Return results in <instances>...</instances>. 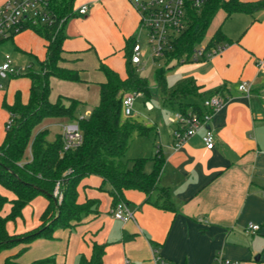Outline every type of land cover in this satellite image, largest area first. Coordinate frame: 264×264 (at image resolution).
I'll use <instances>...</instances> for the list:
<instances>
[{"label": "crops", "instance_id": "crops-1", "mask_svg": "<svg viewBox=\"0 0 264 264\" xmlns=\"http://www.w3.org/2000/svg\"><path fill=\"white\" fill-rule=\"evenodd\" d=\"M7 1L0 0V5ZM80 1L79 6L89 4L90 10L86 16L74 19L76 14L66 23L61 66L78 70L83 81L51 77L50 101L55 103L61 96L79 100L82 112L91 88L100 90L106 82L102 63L121 76L122 58L117 56H122L126 72L127 45L136 39L140 16L130 0ZM227 21L219 27L230 44L224 43V49L214 57L180 62L183 65L177 70L184 75L178 84L193 81L199 87V95L186 103L202 106L203 100L218 90L223 91L226 101L210 122L215 137L213 149L206 148L203 129L175 149L173 125L170 140L157 150L165 160L158 185L168 190L175 210L156 205L161 202L157 191L147 196L127 190L122 201L134 213V219L117 220L109 187L102 189L98 176L86 177L79 186L78 201L98 202L97 211L85 216L74 230H62L54 239L40 238L30 243L32 256L24 264L49 257L55 258L54 264H78L82 256L91 258L93 242L106 246L104 264H155L157 255L170 264H214L218 254L240 264H264V10L252 15L236 13ZM34 39L43 42L46 54L47 41L36 33ZM33 48L28 49L32 65L46 58L39 59ZM10 79L6 84L0 78L5 88L0 90V105L13 104L18 92L27 104L30 79L22 78V84L19 79ZM243 82L250 84L249 94L239 91ZM6 113L7 126L10 113ZM42 125L36 132L46 129ZM5 135L0 137V144ZM152 168L149 161L145 169L150 172ZM39 197L23 210L26 212L40 199L33 217L36 223L28 231L41 224L49 204L47 197ZM250 223L260 225V231L247 233ZM19 246L21 250L26 245ZM16 262L23 264L18 258Z\"/></svg>", "mask_w": 264, "mask_h": 264}, {"label": "trees", "instance_id": "trees-1", "mask_svg": "<svg viewBox=\"0 0 264 264\" xmlns=\"http://www.w3.org/2000/svg\"><path fill=\"white\" fill-rule=\"evenodd\" d=\"M76 0H50V10L56 19L55 25H30V29L47 41L46 58L39 61L38 71H30L25 76L31 81L30 98L27 104L22 102L21 93L15 96L13 104L4 102L3 107L10 113L11 125L0 144V188L13 195L10 200L0 192V251L21 244L25 251L33 241L54 239L57 230H74L85 216L96 212L98 202L87 200L79 203V186L89 176L102 179V189L109 187L116 205L123 200L127 190H137L150 196L159 192L156 205L164 210H175L166 188L158 185L164 166V157L157 152L151 158L133 159L131 166L124 161V156L133 139L148 136L152 128L133 118H124L123 98L128 93H143L151 96L148 82L136 75V65L131 62L136 39L128 42L126 53V76L121 77L116 71L102 63L101 71L106 82L101 84L100 102L89 115L78 117L83 103L79 100L61 96L55 103L50 101L51 77L70 82H82L78 70L61 66L64 53L65 25L75 16ZM264 10V0L244 2L241 0H207L199 11H192L189 26L174 44L172 51L166 52V62L175 60L178 63L188 58L200 44L208 48L221 46L230 40L219 27L213 36L205 41L211 22L219 11L225 19L236 13L252 15ZM168 64L156 74L157 86L166 95L165 103L179 105L180 110L193 108L203 112L199 104L184 102L189 97L198 96L199 87L193 81H185L174 88L166 82ZM215 94L223 96V91ZM48 118L78 121L83 134V143L74 150L65 151L62 134L54 141H48V130L36 132V128ZM31 149L32 157L26 159L27 150ZM152 161L153 168L146 171V164ZM59 184L61 201L55 196ZM38 196H45L49 204L41 216V224L24 234L13 236L6 228L10 221L22 217L23 210ZM58 200V203L55 202ZM7 204L11 208L7 215L3 210ZM90 259L82 256L78 264H104L106 246L92 243ZM17 256L8 257L5 264H19ZM55 258L36 260L30 264H54Z\"/></svg>", "mask_w": 264, "mask_h": 264}, {"label": "built area", "instance_id": "built-area-1", "mask_svg": "<svg viewBox=\"0 0 264 264\" xmlns=\"http://www.w3.org/2000/svg\"><path fill=\"white\" fill-rule=\"evenodd\" d=\"M140 16V29L146 33L148 38V48L157 56H165L166 52L174 49V44L178 37L187 30L189 26L190 13L201 10L207 0H130ZM50 0H8L0 6V42L13 38L17 34L25 31L30 25L54 26L56 19L49 7ZM90 10L89 4H83L75 13L86 16ZM224 46L208 48L206 44L197 46L193 53L180 62H199L206 58L218 55ZM146 51L143 50L139 41L133 47L131 62L139 66L142 64V57ZM16 71L12 66V61L8 55L0 65V75H13ZM3 84L0 83V88ZM250 84L243 82L239 86V91L249 94ZM140 94V93H139ZM138 95V94H135ZM225 99L214 94L203 100V112L195 111L193 108L178 110L169 117V121L175 126L173 132L174 148L178 149L185 145L200 130H204L203 141L207 149L215 147V137L213 131L208 128L216 112L225 104ZM134 97L128 93L123 98V115L132 116ZM149 110L153 109L150 102L146 103ZM84 117V116H83ZM80 117V118H83ZM11 125V120L7 122L6 128ZM62 137L64 150H74L83 143V134L78 121H71L62 126ZM55 196L61 201L62 195L59 193V184L56 187ZM113 217L117 220L128 222L134 219V213L128 208L124 201H119L113 209ZM261 229L260 225L250 223L246 227V232L256 234ZM157 253V251H156ZM155 264H170L160 256H156ZM214 264H240L239 261L230 260L216 255Z\"/></svg>", "mask_w": 264, "mask_h": 264}, {"label": "rangeland", "instance_id": "rangeland-1", "mask_svg": "<svg viewBox=\"0 0 264 264\" xmlns=\"http://www.w3.org/2000/svg\"><path fill=\"white\" fill-rule=\"evenodd\" d=\"M80 0H76L74 11H77L78 6L80 5ZM1 6V5H0ZM80 7V6H79ZM224 12L219 11L216 16L214 17L213 21L210 24V27L207 31L205 41L210 39L217 28L223 24V21L225 20ZM80 15H76L74 19H78ZM227 21V20H226ZM229 21V19H228ZM227 21V23H229ZM35 32L27 29L26 31L17 34L13 38H9L7 40H4L0 42V64H2L5 61L6 55H8L12 61V66L15 69L16 73L13 74L11 77H3L0 75L1 80H4L7 84L9 79H19L22 84L24 81L22 78H26V74L30 71H38L39 64L36 61L34 65L31 64V56L29 55L28 49L35 50L34 54L38 56L39 59L45 58V49L43 46V42L39 41L38 39H34ZM136 39L139 41V44L142 46L143 50L146 51L145 56L142 57V64L136 67V75L140 78L145 79L151 90V96H146L143 93H140L138 95H135L134 93H131V95L134 97V104L132 107V116L124 118H133L135 120H138L142 122L143 124L149 126L152 128V131L149 133L148 136L145 137H138L136 136L128 151L126 152L124 156V161L131 166V161L135 158L144 157V158H151L154 156L155 152H157L158 148L164 147L166 143L171 138L172 134V124L169 121V117L174 115L179 110V105L174 104V106L165 103L166 95L162 91L159 86H157L156 82V74L158 70L161 68H165L166 64H168L169 68L166 72V82L167 85L171 88L176 86L181 80H183L184 75L182 76L181 72H177L178 68L182 66L183 64L178 63L175 60L166 62L165 56H157L153 54L151 51H149L148 48V38L146 36L145 32H142L141 29L136 34ZM203 45L200 44V46ZM38 50V52L36 51ZM44 51V55H43ZM39 53V54H38ZM118 58H122L120 65H121V76L125 77V62L123 61V57L117 56ZM180 64V65H179ZM116 71V70H115ZM102 74V73H100ZM184 74V73H183ZM22 86V85H21ZM13 87V84L11 85ZM4 85L2 88H0L1 91H3ZM58 90V88L56 89ZM2 96V95H1ZM194 97H189L184 102H189ZM100 99V90L97 87H92L91 91L88 95V98L85 100L86 105L82 112L78 113V117H81V115L86 116L88 109H93L95 105L99 103ZM150 102L154 109L149 110L146 103ZM4 102L0 105V137H2L6 129V120H7V110L3 107ZM70 121L67 119V121L64 119L60 121H56L53 118H48L45 121H43L44 128L48 130V141H54L59 134L62 132V126L66 123H69ZM42 124V123H41ZM39 128V126L36 128V130ZM26 156L28 158H31V152L28 149ZM151 165V163H150ZM149 165V166H150ZM0 192L7 196L10 200L13 198V195L8 192L7 190L0 188ZM45 197V196H43ZM42 196L39 198H43ZM39 200L33 204H31L30 209H28L26 212L23 211L22 213L23 217L17 219L16 221H10L7 223L6 228L7 231L10 234H16L13 236L21 235L17 233H22L25 231H28L29 228L33 227L34 223H36L35 219L33 217H36L38 213V204ZM42 200V199H41ZM10 204H7L3 210V215H7L10 211ZM26 208V207H25ZM30 210V211H29ZM32 212V213H31ZM63 229L57 230L58 233L63 232ZM74 233V231H73ZM24 234V233H23ZM22 245V244H21ZM21 246H14L11 248H6L0 251V264H5V260L8 257L17 256L20 263H25L29 258L32 256V253H30V249H26L25 251L20 250ZM71 260V254L68 256V262L70 263Z\"/></svg>", "mask_w": 264, "mask_h": 264}, {"label": "water", "instance_id": "water-1", "mask_svg": "<svg viewBox=\"0 0 264 264\" xmlns=\"http://www.w3.org/2000/svg\"><path fill=\"white\" fill-rule=\"evenodd\" d=\"M208 128H210V125L208 126ZM55 202H56V203H58V200H57V199H55Z\"/></svg>", "mask_w": 264, "mask_h": 264}]
</instances>
